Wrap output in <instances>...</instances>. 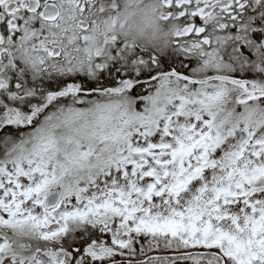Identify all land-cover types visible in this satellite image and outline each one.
Returning a JSON list of instances; mask_svg holds the SVG:
<instances>
[{
  "label": "snow or ice",
  "instance_id": "snow-or-ice-1",
  "mask_svg": "<svg viewBox=\"0 0 264 264\" xmlns=\"http://www.w3.org/2000/svg\"><path fill=\"white\" fill-rule=\"evenodd\" d=\"M0 264H264V0H0Z\"/></svg>",
  "mask_w": 264,
  "mask_h": 264
},
{
  "label": "clouds",
  "instance_id": "clouds-1",
  "mask_svg": "<svg viewBox=\"0 0 264 264\" xmlns=\"http://www.w3.org/2000/svg\"><path fill=\"white\" fill-rule=\"evenodd\" d=\"M150 38H151V33L149 32L148 34L145 35L144 40L147 41Z\"/></svg>",
  "mask_w": 264,
  "mask_h": 264
}]
</instances>
